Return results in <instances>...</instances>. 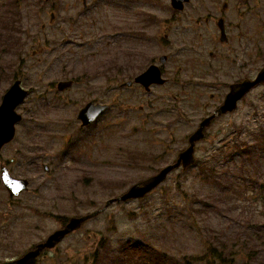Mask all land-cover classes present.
Masks as SVG:
<instances>
[{
  "label": "rangeland",
  "instance_id": "374dc122",
  "mask_svg": "<svg viewBox=\"0 0 264 264\" xmlns=\"http://www.w3.org/2000/svg\"><path fill=\"white\" fill-rule=\"evenodd\" d=\"M73 2L80 6V0H0V38L7 24L12 27L8 40L12 45L0 39V99L16 73L28 90L16 108L22 120L14 140L0 152V166L5 164L13 176L30 181L27 192L17 198H10L0 182V262L45 238L67 218L98 210L38 264H99L90 251L91 244L98 242L103 264H109L107 253L114 257L110 264L202 262L211 249L226 257L227 263L216 264H264V134L256 142L264 133V83L239 103L236 112L215 121L212 141L196 140L195 161L166 173L142 198L106 205L108 199L123 195L168 164H142L138 154L131 160L126 149H118L112 128L105 135L78 129L73 122L77 105L69 113L62 93L55 86L52 89L58 80L82 77L84 67L93 73L92 63L101 56L111 60L110 52H95L98 45L87 50L76 47L80 28L70 10ZM8 9L14 18L7 22ZM51 12L54 18L49 22ZM68 36L73 43L68 44ZM119 45L126 46L125 37ZM68 139L80 149L87 145L89 151L65 150ZM256 143L260 146L252 151V158L236 150L245 151ZM135 149L144 153L138 146ZM68 154L77 160L73 169H63L69 164ZM39 156L37 167L31 159L37 161ZM130 160L134 165L128 164ZM43 163L48 172L41 169ZM34 207L45 215L52 213L54 220L36 215L11 219L15 212L26 215ZM127 247L138 261L125 258ZM146 253L150 263L144 261Z\"/></svg>",
  "mask_w": 264,
  "mask_h": 264
},
{
  "label": "flooded vegetation",
  "instance_id": "af4514ba",
  "mask_svg": "<svg viewBox=\"0 0 264 264\" xmlns=\"http://www.w3.org/2000/svg\"><path fill=\"white\" fill-rule=\"evenodd\" d=\"M70 10L79 19L76 47L87 50L98 45L95 52H110L111 60L101 56L92 63L93 73L84 67L83 76L65 90V106L72 114L77 105V117L90 102L106 104L92 123L73 122L82 131L95 130L96 135L112 128L118 149H126L130 159L138 154L142 164L175 162L199 129L202 139L212 141L215 121L236 112L246 99L245 94L234 110L222 112L232 87L255 79L264 66V0H80V6L73 2ZM124 37L126 46H121ZM66 41L73 43V37ZM70 125L67 121L66 127ZM215 132L219 135L221 130ZM194 144L195 161L199 143ZM64 145L73 153L90 149L85 144L77 148L70 139ZM65 157L69 164L63 169H73L75 156ZM40 158L31 159L37 167ZM131 160L128 164L134 163ZM39 212L34 207L26 215L15 212L11 219L36 215L54 220L52 213Z\"/></svg>",
  "mask_w": 264,
  "mask_h": 264
},
{
  "label": "water",
  "instance_id": "95a60500",
  "mask_svg": "<svg viewBox=\"0 0 264 264\" xmlns=\"http://www.w3.org/2000/svg\"><path fill=\"white\" fill-rule=\"evenodd\" d=\"M53 17V14L51 15ZM149 74V71L146 72ZM159 82H162L161 79H157ZM264 81V67L258 73L257 77L253 81H245L240 85H234L230 94L227 95L226 100L224 101L223 106L221 107V111L225 112L227 110H232L236 106L237 100L248 90H250L256 84ZM70 84V81H60L58 83V90H63ZM27 91H25L20 86V81L16 80L10 88L6 91L2 98V103L0 105V149L1 147L9 142L15 133V124L21 119V116L16 113L15 108L23 101L26 96ZM105 106H92L89 104L86 108H83L79 114L78 118L82 121V124L90 123L103 109ZM202 136L201 129L195 131L190 136V144L189 146L183 150L178 160L172 164L167 165L162 168L156 175L134 184L129 191L121 195L116 199H111L107 201L106 205L111 203L114 200H127L130 198H139L143 197L146 193H148L154 186L159 184L165 177L166 173L173 170L174 168H178L180 165L182 167H186L193 162V145L194 142L200 139ZM0 178L3 186L7 190V192L11 196L18 195L21 191L25 190L27 187V180L25 179H17L13 177L8 168L2 167ZM96 213H91L89 215L83 217H73L70 218L68 223L63 229L56 230L53 234H51L45 242L40 243L36 246L34 250L27 252L21 258L4 262L2 264H34L36 262V256L40 252L42 248H52L58 242H60L63 237L69 232L76 230L80 227L81 223L87 218L94 216Z\"/></svg>",
  "mask_w": 264,
  "mask_h": 264
},
{
  "label": "trees",
  "instance_id": "16d2710c",
  "mask_svg": "<svg viewBox=\"0 0 264 264\" xmlns=\"http://www.w3.org/2000/svg\"><path fill=\"white\" fill-rule=\"evenodd\" d=\"M6 20L7 22L11 20V18L9 17H6ZM9 28H12L9 24H7V27H6V32H5V35L4 36H1V41L2 43H4L5 45H8V46H11L12 43L8 42V40H10L12 37H11V29ZM16 31V30H14ZM264 133L261 132V135H260V138L256 140V142L258 140H261L262 136H263ZM260 145H258L256 143V145H253L251 147H246L245 151H243L242 149L243 148H237V150L239 151V153L243 154L244 156H247L248 158H252V151L253 150H258ZM253 148V149H252ZM215 250L214 249H211V252H210V255L208 256V258L202 262H199L197 261L198 259H196L195 261L191 262L189 260H184L182 264H216L217 262H225L226 261V257L225 256H222V254L220 253H217L216 251L214 252ZM106 260L109 262V264L111 262H113V256H110L108 253H107V257H106ZM149 258L147 256V253H146V257L144 259V261H148ZM228 260V259H227ZM150 263V261H148ZM152 263V261H151ZM150 263V264H151ZM227 263V262H225Z\"/></svg>",
  "mask_w": 264,
  "mask_h": 264
}]
</instances>
